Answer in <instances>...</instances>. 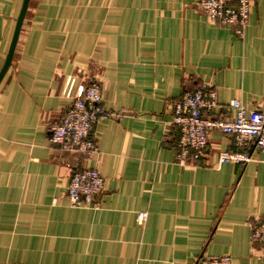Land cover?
<instances>
[{"label":"crops","instance_id":"0c3cea01","mask_svg":"<svg viewBox=\"0 0 264 264\" xmlns=\"http://www.w3.org/2000/svg\"><path fill=\"white\" fill-rule=\"evenodd\" d=\"M199 0H30L0 82V264H195L229 256L264 264L251 226L264 216V154L212 131L204 155L179 164L173 102L206 85L211 118L237 99L264 111V0L243 36L211 24ZM23 0H0V70ZM91 82L112 115L97 153L51 142ZM221 152H248L218 164ZM96 168L100 208H71L70 173ZM139 213H146L140 224Z\"/></svg>","mask_w":264,"mask_h":264},{"label":"built area","instance_id":"2783aa9c","mask_svg":"<svg viewBox=\"0 0 264 264\" xmlns=\"http://www.w3.org/2000/svg\"><path fill=\"white\" fill-rule=\"evenodd\" d=\"M255 0H199L198 11L213 25L230 29L242 37L248 24ZM216 95L206 85H200L186 92L172 104V125L179 130L177 143L179 164L200 159L208 145V134L212 131L234 136L239 147L253 145L264 154V111L248 110L235 98L225 108L232 114L231 119L211 118L215 109ZM112 114L103 108L102 90L98 83L91 82L81 93L75 95L63 117L49 126L52 143L66 148L77 149L86 157L97 153V144L92 137L95 123ZM251 160L248 152H221L218 164H244ZM104 191V179L96 168H82L70 173L67 199L71 208H100L99 197ZM143 224L146 213L137 215ZM251 241L264 251V216L251 226ZM195 264H234L229 256L218 258L201 257Z\"/></svg>","mask_w":264,"mask_h":264},{"label":"water","instance_id":"95a60500","mask_svg":"<svg viewBox=\"0 0 264 264\" xmlns=\"http://www.w3.org/2000/svg\"><path fill=\"white\" fill-rule=\"evenodd\" d=\"M29 1L30 0H23L20 13H19L18 18L16 20V25H15L12 40H11V43H10V46L8 49V53L6 55V59L4 61V64L0 70V82H1L2 78L4 77L5 73L7 72L8 68L10 67V64H11V61H12V58L14 55L15 47H16V44L18 41V36H19L20 30H21V27L23 24V20H24L25 15H26V11L28 8Z\"/></svg>","mask_w":264,"mask_h":264}]
</instances>
